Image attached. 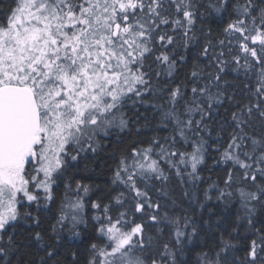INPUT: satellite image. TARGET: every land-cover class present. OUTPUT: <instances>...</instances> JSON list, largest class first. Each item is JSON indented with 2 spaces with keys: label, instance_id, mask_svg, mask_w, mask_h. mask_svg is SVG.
I'll return each instance as SVG.
<instances>
[{
  "label": "snow or ice",
  "instance_id": "obj_1",
  "mask_svg": "<svg viewBox=\"0 0 264 264\" xmlns=\"http://www.w3.org/2000/svg\"><path fill=\"white\" fill-rule=\"evenodd\" d=\"M0 264H264V0H0Z\"/></svg>",
  "mask_w": 264,
  "mask_h": 264
},
{
  "label": "trees",
  "instance_id": "obj_2",
  "mask_svg": "<svg viewBox=\"0 0 264 264\" xmlns=\"http://www.w3.org/2000/svg\"><path fill=\"white\" fill-rule=\"evenodd\" d=\"M88 166L90 169L95 170L94 172L89 173V175H91L97 183H101L106 179L108 169L104 166V157H101L95 162L89 161Z\"/></svg>",
  "mask_w": 264,
  "mask_h": 264
}]
</instances>
